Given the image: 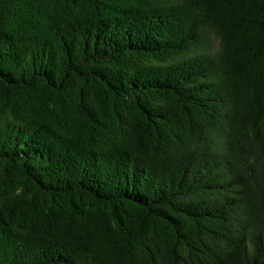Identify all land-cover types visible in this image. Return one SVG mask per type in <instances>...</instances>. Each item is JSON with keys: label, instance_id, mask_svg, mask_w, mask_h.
<instances>
[{"label": "trees", "instance_id": "1", "mask_svg": "<svg viewBox=\"0 0 264 264\" xmlns=\"http://www.w3.org/2000/svg\"><path fill=\"white\" fill-rule=\"evenodd\" d=\"M0 264H264V0H0Z\"/></svg>", "mask_w": 264, "mask_h": 264}]
</instances>
